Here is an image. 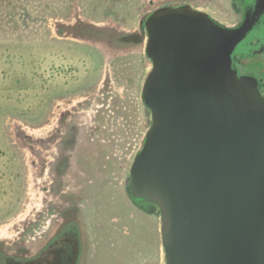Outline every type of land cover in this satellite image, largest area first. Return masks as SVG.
I'll list each match as a JSON object with an SVG mask.
<instances>
[{"label": "rangeland", "instance_id": "obj_1", "mask_svg": "<svg viewBox=\"0 0 264 264\" xmlns=\"http://www.w3.org/2000/svg\"><path fill=\"white\" fill-rule=\"evenodd\" d=\"M182 3L237 20L232 0H0V252L29 255L73 216L85 264H164L158 208L128 185L151 120L141 23Z\"/></svg>", "mask_w": 264, "mask_h": 264}, {"label": "water", "instance_id": "obj_2", "mask_svg": "<svg viewBox=\"0 0 264 264\" xmlns=\"http://www.w3.org/2000/svg\"><path fill=\"white\" fill-rule=\"evenodd\" d=\"M260 7L246 6L237 26L189 3L158 6L141 23L151 120L128 190L158 208L164 264H264V96L233 59Z\"/></svg>", "mask_w": 264, "mask_h": 264}, {"label": "flooded vegetation", "instance_id": "obj_3", "mask_svg": "<svg viewBox=\"0 0 264 264\" xmlns=\"http://www.w3.org/2000/svg\"><path fill=\"white\" fill-rule=\"evenodd\" d=\"M263 3L264 0H232L237 20L227 25H239L243 21L246 6H252L255 10L262 7ZM261 10L263 13L259 23L238 43L233 59L237 73L255 77L257 88L264 96V7ZM139 203L147 204L143 201ZM83 240L81 222L69 216L31 254L0 252V264H85L81 261Z\"/></svg>", "mask_w": 264, "mask_h": 264}, {"label": "trees", "instance_id": "obj_4", "mask_svg": "<svg viewBox=\"0 0 264 264\" xmlns=\"http://www.w3.org/2000/svg\"><path fill=\"white\" fill-rule=\"evenodd\" d=\"M109 3L111 2H114V1H117V0H107ZM107 33H109L112 37H114V39L117 41V39H119V37H121L120 36V34L119 33H117V32H107ZM144 140H145V138H144ZM144 140H143V143H142V146L144 145ZM142 146L140 147V149L142 148ZM139 149V150H140ZM2 166L4 167L5 166V164L3 163L2 164ZM135 201V200H134ZM136 202V201H135ZM136 203H138V202H136ZM139 204V203H138ZM144 208L147 210V211H154V209L156 208L155 206H153V205H145L144 206Z\"/></svg>", "mask_w": 264, "mask_h": 264}]
</instances>
